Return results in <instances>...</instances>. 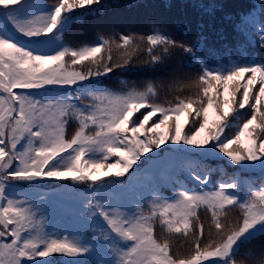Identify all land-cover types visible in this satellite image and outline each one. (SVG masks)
<instances>
[{
  "label": "snow or ice",
  "instance_id": "snow-or-ice-1",
  "mask_svg": "<svg viewBox=\"0 0 264 264\" xmlns=\"http://www.w3.org/2000/svg\"><path fill=\"white\" fill-rule=\"evenodd\" d=\"M119 6L0 0V264H264V59L255 51L264 50V0L232 43L211 23L194 41L153 24L119 43L64 42L74 25ZM195 6L213 19L223 7ZM141 52L158 81L105 85ZM178 87L193 92L157 102ZM73 185L82 186L77 207L60 227L48 204ZM165 233L187 239L174 248Z\"/></svg>",
  "mask_w": 264,
  "mask_h": 264
},
{
  "label": "trees",
  "instance_id": "trees-1",
  "mask_svg": "<svg viewBox=\"0 0 264 264\" xmlns=\"http://www.w3.org/2000/svg\"><path fill=\"white\" fill-rule=\"evenodd\" d=\"M54 0H44V3L51 5ZM119 7H113L102 12L100 16L93 18L88 17L86 23L77 24L73 26V30L65 34L64 42L72 47L88 46L95 42L98 35H103L106 38L112 37L119 43V35L123 34H136L147 35L151 32V25L155 24L161 27L162 30L169 31L176 35L178 38L188 41H194L197 39L198 25L204 23L207 26L211 23L213 29L225 30L227 39L230 43L237 40H242L243 37L235 30V26L240 24L241 19H249L256 17L259 19L260 10L258 6V0H117ZM221 4L222 8H218L215 11L214 19L202 13L201 9L196 7V4ZM131 4L132 6H128ZM254 5H256L254 7ZM229 17L230 19H224ZM186 32L187 35H183ZM213 38L214 33H213ZM139 42V41H138ZM143 47V44L141 45ZM113 59H119L122 54V49H117L113 44ZM258 59H264V50L259 48L255 49ZM103 54V53H102ZM139 59L136 63L131 65V71L119 72L117 71L115 77L105 80V85L110 89L117 90L120 88L119 81L126 80L130 84L136 83L142 85L149 81H158L160 77L154 76V74L142 70L146 67L143 64V60L147 59L145 53L138 54ZM67 59V58H66ZM176 59H183L182 56L176 57ZM89 62L84 61L83 64L87 65ZM80 68V66H77ZM189 74H195V68L185 69ZM112 77V74H109ZM258 87V85H257ZM142 90V88H141ZM255 91V89H254ZM193 89L190 88H177L175 93H169L168 95H161L157 102H166L173 100L175 95L182 96L191 95ZM247 111V109L243 110ZM109 162H114V158ZM209 167L214 169L222 168L223 165L216 160L206 161ZM230 172L231 170L228 169ZM219 178V173H214ZM62 183L71 184V181H65ZM185 186L195 188L197 182L194 180H185ZM213 186L214 185H210ZM80 187L73 185L74 191H69L60 194L58 197L49 201L48 212L46 215L55 220L60 227H66L71 224L73 210L77 207V200L71 199L73 192L79 191ZM43 191L50 192L52 189H43ZM163 192L169 197H172V191L169 186L165 185ZM149 204H145L144 208L147 211ZM238 209H233L229 215L234 216L238 213ZM200 217L199 222L203 223L205 228V234H207L211 225V214L204 215V210L198 211ZM47 228V223L45 224ZM157 231H159V221L156 223ZM67 234V233H65ZM91 237L92 233H87ZM166 236L169 234L165 233ZM169 239L173 247H179L185 241V238L181 233H173L169 236ZM264 239V238H262ZM260 241H256L259 243ZM239 264V258H238ZM247 264V262H246Z\"/></svg>",
  "mask_w": 264,
  "mask_h": 264
},
{
  "label": "rangeland",
  "instance_id": "rangeland-1",
  "mask_svg": "<svg viewBox=\"0 0 264 264\" xmlns=\"http://www.w3.org/2000/svg\"><path fill=\"white\" fill-rule=\"evenodd\" d=\"M79 193V191L73 192L71 195V199L77 200V194Z\"/></svg>",
  "mask_w": 264,
  "mask_h": 264
}]
</instances>
